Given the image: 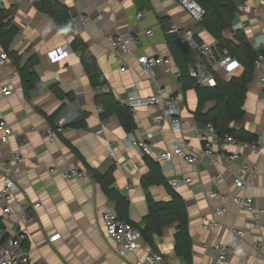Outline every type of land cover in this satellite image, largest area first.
Instances as JSON below:
<instances>
[{"label":"crops","instance_id":"1","mask_svg":"<svg viewBox=\"0 0 264 264\" xmlns=\"http://www.w3.org/2000/svg\"><path fill=\"white\" fill-rule=\"evenodd\" d=\"M67 6L72 17L87 19V25L75 29L88 45L107 84L94 86L83 64L82 54L72 48L73 35L66 36L54 17L41 11L30 0H0V8H12L13 22L19 32L11 43L9 61L0 65V118H4L14 129L9 143L0 146V158H10L20 152L24 160L19 164L22 177L19 201L31 211L33 222L22 223L25 234L23 246L30 253V264H135L141 254L121 257L114 252V241L106 233L103 212L116 210L115 203L104 192L101 184L93 177L91 169L106 173L113 168L114 186L129 198L128 218L139 227H145L149 213L147 194L157 201H168L170 195L163 185L144 187L142 180L150 173L148 155L132 145L131 139H145L148 133L157 159L158 153L172 148L176 139L185 140L195 151L204 146L200 132L205 127L195 118L199 96L195 86L183 89L181 71L174 61L171 72L165 67L155 66L147 70L138 61L143 54H161L173 57L167 41V29L173 25L181 30L192 28L196 36L218 47L217 39L196 23L180 4L179 0H58ZM264 0H245L240 3L233 26L224 31V38L237 42L235 31L242 30L248 41L260 49L264 44V14L253 8ZM248 8L243 9V5ZM144 15L138 18V13ZM102 16L98 19V16ZM152 29V34L145 33ZM135 34L139 42L131 46V52L121 53L112 48L108 38L118 34ZM219 48V47H218ZM30 70L39 75L33 89L24 91L20 65L31 63ZM175 60V59H174ZM240 68L234 76L242 73ZM221 71L223 76L225 73ZM221 75V76H222ZM58 84L63 92H71L75 101L63 100L52 90ZM9 86L10 95L2 89ZM136 88L143 96H150L160 88L166 94H180L182 116L188 124L181 134L173 133L167 123L158 121L157 109L140 106L134 111L138 124L128 133L118 116L110 114L104 118L102 101L113 95L128 103L129 92ZM216 102L208 101L205 111L214 108ZM245 117L232 123L236 129H246L257 136L264 147V88L261 87L259 72L248 87L244 104ZM87 114L85 128L66 127L61 133L49 136L52 130L49 117L57 119L68 115L75 121ZM103 129V135L96 132ZM215 150L225 147L229 152H238L240 158L232 162L221 161L219 166L209 164L206 156H200L196 167L183 158L175 157L162 163L163 173L170 181L175 176H191L193 182L175 188L184 198L193 241L194 264H210L216 259L214 245L231 242L235 246L224 264H264V252L256 248L259 240L264 241V215L261 231L248 227L250 216L241 211L230 200L214 198V191L242 194L234 186L233 176L247 161L256 166L255 185L248 190L254 201L264 207V154L249 152L233 143L216 141ZM78 166L83 178L68 180L64 171ZM54 170V171H53ZM251 171V170H250ZM219 172L224 174L218 179ZM250 172H248L249 174ZM5 173L0 166V187L5 182ZM41 203L39 207L35 204ZM225 204L228 211L220 218L221 225L207 230L206 220L212 218L216 207ZM5 202H0V242L19 231L20 206L12 203L13 212H3ZM117 212V210H116ZM231 226L246 231L243 237H234ZM176 224H167L163 235L156 237V250L173 264H184L175 251ZM55 234L59 238L51 241Z\"/></svg>","mask_w":264,"mask_h":264},{"label":"built area","instance_id":"2","mask_svg":"<svg viewBox=\"0 0 264 264\" xmlns=\"http://www.w3.org/2000/svg\"><path fill=\"white\" fill-rule=\"evenodd\" d=\"M36 2L38 0H30ZM180 4L185 8L190 17L199 23L204 15V8L196 0H179ZM248 8L243 5V9ZM253 10L258 14H264V2L260 6H256ZM144 12L138 13V18L142 17ZM101 19L102 16H98ZM75 29L87 25V19L83 17H73ZM152 29H147L146 34H152ZM170 34H177L181 44L188 45L197 53V57L189 65V74L195 80V84L214 86L217 84V77L221 71H224L226 80H229L236 72L242 68L241 61L232 55L227 48L214 47L207 41H199L196 33L192 28L181 30L178 26H171L167 29ZM108 41L112 48L121 53L131 52V46L139 42L138 36L135 34H118L110 36ZM10 56L6 50L0 48V65L6 64ZM141 66L147 70L153 69L155 66L165 67L166 72L172 71L174 60L171 56L161 54H143L138 58ZM255 70L259 72L260 84L264 88V44L260 47L258 55L255 59ZM5 95H10L12 90L9 86L2 89ZM181 96L180 94H166L165 90L160 88L156 93L150 96L141 95L136 88L129 92L128 105L132 110H137L140 106H148L159 111V122L170 125L173 133H183L188 124L182 116L181 112ZM70 122L68 115L61 116L57 121L58 130L62 131L63 126ZM57 130L52 129L49 133L50 137L56 134ZM103 129L97 130L98 135H103ZM14 135L13 127L4 118H0V146L9 143ZM200 137L204 141V146L200 150H193L189 143L182 139H176L172 148H168L158 153L157 159L162 163L171 162L175 157L183 158L187 163L197 166L200 156H206L209 159V164L219 166L222 160L232 162L240 158L238 152H229L225 147L219 151L215 150L214 143L216 141L233 143L246 149L249 152H258L264 154V147L257 140H239L233 135L220 136L217 129L212 123H208L200 132ZM153 138V133H148L145 139H131L132 145L137 147L143 154L153 155L154 150L147 140ZM24 160L20 152H15L10 158H0V166L5 173V182L0 187V202H5L3 212L10 215L13 212L12 203H17L20 206L18 217L19 231L14 236L6 238L0 242V264H30V253L23 246L25 234L21 230L22 223L28 224L33 222V217L29 214L31 209L27 205L21 204L18 194L21 191L19 180L22 177V172L19 170V164ZM256 166H252L244 161L242 169L238 174L233 176V184L242 191V194H234L230 192L214 191L212 196L221 200H230L241 211L249 214L248 227L251 230L261 231L263 228L262 217L264 215V207L259 206L253 199V196L248 194V190L255 185L257 177ZM251 170V171H250ZM54 171V170H53ZM248 172H250L248 174ZM66 179L83 178L85 175L78 166H71L64 171ZM218 179H223L224 174L219 172ZM193 182L191 176H175L171 178L170 183L177 188L181 185H188ZM41 203L35 204L39 207ZM228 211V207L222 204L215 208L212 218L205 221L204 226L207 230H214L221 225L220 218ZM103 225L106 233L114 241V252L121 256L141 254L136 258L135 264H173L167 260L164 255L156 251L150 244L142 238L140 229L132 222L122 219L114 208H108L103 212ZM231 233L234 237H243L246 231L236 226H231ZM61 234L53 235L50 240L54 241ZM256 248L264 252V241L259 240L255 244ZM216 259L210 264H224L228 256L233 254L235 246L231 242H219L215 244ZM46 264V263H43Z\"/></svg>","mask_w":264,"mask_h":264},{"label":"trees","instance_id":"3","mask_svg":"<svg viewBox=\"0 0 264 264\" xmlns=\"http://www.w3.org/2000/svg\"><path fill=\"white\" fill-rule=\"evenodd\" d=\"M205 10L203 19L198 23L208 30L218 41L219 48H227L233 56L242 63L243 71L238 76H232L226 80L222 74L217 77V84L214 86L195 84V80L189 74V65L197 57V53L188 45L181 44L177 34L167 33V41L173 60L178 64L183 81V89L186 91L192 86L196 87L199 96V104L195 111V118L204 125L212 123L220 136L233 135L239 140L254 141L257 136L246 129H236L232 123L245 117L244 104L247 99L248 87L255 76V59L259 49H256L249 41L242 30L235 31L236 43L230 39L224 38L225 30L233 26V21L237 15L240 3L245 0H196ZM34 4L43 12L54 17L55 21L61 27L66 36L73 35L72 48L82 54L83 64L89 75L91 83L94 86L107 84L106 77L97 65L96 58L89 49L86 42L79 35L73 24V17L67 6L58 0H38ZM14 11L12 8H0V48L11 52V43L18 34L19 29L13 22ZM199 41H202L197 37ZM24 91L29 95V91L34 88L39 75L30 67L36 63L37 57L31 59V63L20 65ZM224 73V72H223ZM222 75V76H221ZM52 90L58 94L61 99L70 102L75 101V96L71 92H63L58 84L52 85ZM216 102L214 108L205 111V105L208 101ZM104 118L110 114H116L125 129L130 133L137 129L138 124L135 118L134 110L128 103L121 102L113 95H109L102 101ZM59 116H57L58 118ZM54 116L49 117L52 129L58 130L57 119ZM87 114L83 113L80 118L70 121L63 126L85 128L87 125ZM62 129V130H63ZM148 165L150 167L149 175H146L142 183L144 187L157 184L163 185L170 195L168 201H157L151 193L147 194L149 213L146 216L145 227H139L128 218L129 198L123 195L115 186L113 178V168L106 173H100L96 169H91L93 177L101 184L104 192L115 203L117 213L120 218L126 219L137 226L145 242L150 244L155 250L156 237L163 235V228L167 224H176L175 232V251L179 257L184 260V264H194L193 241L190 234V218L187 204L183 196L171 185L165 177L160 162L152 159L148 155ZM157 251V250H156Z\"/></svg>","mask_w":264,"mask_h":264}]
</instances>
